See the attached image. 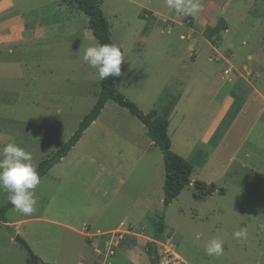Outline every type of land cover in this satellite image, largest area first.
<instances>
[{
  "label": "rangeland",
  "instance_id": "1",
  "mask_svg": "<svg viewBox=\"0 0 264 264\" xmlns=\"http://www.w3.org/2000/svg\"><path fill=\"white\" fill-rule=\"evenodd\" d=\"M12 1L14 7L0 16V24L4 26L9 19L19 17L27 31L14 41L9 29L3 27L0 31V142L14 138L32 154L38 167L74 135L97 101L100 91L97 70L82 59L84 49L97 41L88 29L87 16L76 5H70L69 0ZM202 3L218 24L217 32L205 30V38L174 24L173 20L188 22L190 16L177 14L167 7L166 0L103 1L101 7L110 27L111 41L124 57L117 91L144 114L154 109L165 90L176 96L184 89L188 91L187 97L201 100L210 109L228 93L245 96L249 87L244 81L232 86L231 80L239 71L247 77L256 74L251 83L264 93V0H202ZM144 11L157 13L159 23L149 26L141 17ZM160 21L168 22L169 30ZM226 27L229 32H225ZM181 35L185 38L181 39ZM206 36L216 42L218 53ZM194 39L199 41L196 50L200 53L195 66L185 64ZM142 40L146 42L145 50L140 49L138 56V51L131 49ZM146 65L148 72L143 73ZM245 67L249 70H244ZM169 75L172 77L169 86L162 88ZM187 97L180 111L186 108ZM249 107L255 110L242 114L236 125L238 131L232 133L231 140L207 165L204 163L212 155L210 146H202L195 140L194 146L185 145L191 143V138L181 130H188L189 124L180 122L177 135L171 129V150L193 166V173L192 184L166 207L161 150L149 147L146 127L137 118L109 101L77 147L41 179L35 190L36 211L23 215L14 207L8 210V224L0 222V264L31 261L27 250L16 242V236L26 241L39 260L37 264H63L68 252H73L72 256L82 255L84 243L79 241L82 239L76 236L73 241V235L62 227L32 219L43 216L81 227L79 223L87 216L82 203L83 186L89 185L93 176V189L110 190L117 181L108 173L129 171L134 172L133 177L143 172L150 174L139 181L152 183L158 211L143 220L146 230L141 233L160 239L159 248L172 246L186 264H264V110L254 103ZM206 118L199 117V128ZM131 141L138 147L132 148ZM234 152L238 154L236 160L250 154L252 161L247 169H240L237 180L226 175L225 163L221 162ZM86 157L93 158V164H86ZM83 159L84 167L80 161ZM238 166L236 163L231 169ZM74 172L79 174L70 175ZM197 181L227 188L226 194H220L217 188L212 196L196 199L193 184ZM7 195L0 191V208L7 205ZM158 199L162 200L161 205ZM112 211L114 215L107 211L99 218L102 225L118 218L120 213ZM158 215L164 217L162 234L156 231ZM93 216L97 217V212ZM20 220L25 222L14 224ZM241 228L247 230V238L234 239L233 232ZM213 238L223 241L222 255L206 254L205 245ZM75 242L76 246H69ZM73 260L68 262L72 264Z\"/></svg>",
  "mask_w": 264,
  "mask_h": 264
},
{
  "label": "crops",
  "instance_id": "2",
  "mask_svg": "<svg viewBox=\"0 0 264 264\" xmlns=\"http://www.w3.org/2000/svg\"><path fill=\"white\" fill-rule=\"evenodd\" d=\"M70 5H74V4L70 3ZM13 7H14V3L12 0H0V16L3 13L9 11V9H12ZM149 13L151 14V17L154 18L153 24L156 25L157 23H159L158 20L160 19L157 16V13L152 11H149ZM207 13L208 12L205 11V7H203V10L196 17L190 16L187 19L188 22L187 21L185 22V20L182 22H177L173 20L172 22H174V24L177 23L178 25L184 28L187 27L186 29L191 31L193 34H199L201 37L205 38V35H203V33L205 32L206 29L211 28L215 32L218 31L217 30L218 24L213 19L214 17L212 15H208ZM161 23H164L165 29L169 30L170 25L167 24L168 22H161ZM3 27L5 29H9L10 31L9 36L11 38V41H14L16 39H21L23 33L27 31V26L25 25V22L21 21L19 17L9 19L4 26L0 24V31ZM225 32H229L228 27L225 28ZM180 38L184 39L185 37L184 35H181ZM189 40H191V38ZM206 41H208L209 45L214 50V52L218 53L216 47H214V45L211 44L207 38ZM0 42H2L1 36H0ZM198 42H199L198 39H194L193 41H191V46L188 49L189 51L188 60H190V62L186 59L185 64H187L188 62L193 66L196 65V62L200 57V53L197 52L196 50V47L198 46ZM145 45L146 42L142 40V42L137 43L135 46H132L131 51L133 50L138 51L137 55L139 56L140 49L141 51L142 50L144 51ZM248 58L250 59L251 56H249ZM143 68L144 70H141L143 71V73H145L146 71L148 72L149 67L147 68V65ZM244 70L248 71L249 69L245 67ZM252 72L253 71H250V73ZM171 78L172 77L170 75L166 77V79L163 81L162 88L165 87L167 88L169 86ZM255 80H256V74L252 76L248 75L247 77L241 71L237 72L236 77L231 80L233 84L232 86L236 87V84L240 85L244 81V83L249 87V89L246 88L247 86L246 87L244 86L246 89L243 87L246 93L245 96H239L228 93L221 99V101L217 103L214 109H210L209 107H207L206 104L205 103L203 104L201 100L190 99L189 97H187L188 91L184 89H180L181 93H179L176 96L172 92L170 93L169 91L165 90L162 97L158 100L156 105H154L155 107L151 111L156 110L159 115H162L163 109H165L170 102H173V108L168 115V121H169L168 136L171 141V147L173 145V141H172L173 137L170 134L171 129L173 133L177 135L182 124V123L180 124V122H187L189 124L188 130H181V131H186L190 135L191 139L189 140H191V143L186 142L185 145L194 146L193 140H195L200 142L202 146H210L212 148L210 149L211 151H209L210 154L212 155H210V157L208 155L204 163L205 165H207V163L210 162L211 157L213 158V156L216 155L217 153L220 154L225 143L228 140H231L230 136L233 135L232 133L235 130L238 131L236 125L238 124V122H240L242 118V114L245 113L246 111L248 112L250 110H255L254 107H249L251 104L253 103L256 104V107L261 105L264 110V93L259 91L257 87L251 83V81L253 82ZM193 83L194 82H190L188 84L193 85ZM186 97H187L186 108L183 111L182 110L180 111L179 108L183 107L184 100L186 99ZM235 103L239 104L238 112L236 113L230 124H228V126L218 135L215 142H213L215 135L217 134L218 130L225 122L227 115L229 114ZM100 115L98 116V118L100 117ZM200 116L202 117L207 116V118L205 119V121L202 120V126L199 128L200 126L199 122H201L199 120ZM93 123L83 132L81 138L71 149V151L77 147V145L80 143L82 138L90 130ZM146 135L150 140L149 147H153V146L158 147L148 136L147 129H146ZM131 143H133L134 145L132 146V148L138 147V144H136L135 142L131 141ZM71 151H69V153L63 159H65L71 153ZM143 156L144 153L140 157V159ZM236 156H238V154L234 152L227 157L228 160L226 159L225 161H221L225 163L224 169L226 170L225 171L226 175H228V177H231L233 180L238 179L237 175L238 172L241 171L240 169L243 168L247 169V165H251L252 162L250 161L251 158L250 154L243 155V159L241 160H236L237 159ZM63 159L61 161H63ZM84 159L87 160L86 164H93V158L86 157ZM84 159L80 160L81 163H83V167L85 164ZM236 163L239 165L238 168L233 167L231 169V167ZM89 168L92 167L89 165ZM76 174L79 173L78 172L70 173V175H76ZM108 175L110 177H113L115 181H117L116 186L114 188H111L110 190L107 189L108 187H95L93 189V176L91 177L92 182L87 186H83L82 191L83 194L85 195H82V203L83 206L85 205L84 211L87 216L83 219L81 223H79L82 225L81 227L77 226V224H75L74 222H71V224L73 225L71 224L69 225L67 223L51 221L49 219L44 218L43 216L36 217L32 220H35L37 222H49L56 224L59 227H62L63 229L68 231L70 235H73L72 236L74 237L72 239L73 241L76 236H77L76 239H82L79 240L84 243L80 249V252H82L83 249L82 255L80 253L78 255L72 256L73 252L71 253L68 252L64 256V259L66 261H64L63 264H70V262H68V259L71 258L75 259L71 262L72 264H103L106 260L104 256L106 250L105 241L109 238L111 233L117 230L123 231L124 233L122 234V239L119 242L118 248L116 250V254L111 259L110 261L111 263L109 264H153L154 259H155L154 264H157V254H155L154 251L155 250L157 251L159 249V246L161 244L159 242L160 239L153 236L149 237L141 233L142 230L143 231L146 230V225L143 223V220L152 216L154 213L156 214L158 211L157 210L158 206L155 203L154 196L152 195L151 192L152 183L151 182L142 183L139 181L143 176L145 177L150 174L148 172H143V173H139L137 177H133L134 172L129 171L125 174L109 172ZM98 178H99L98 176H95V179ZM207 184H209V182ZM237 186L238 189L241 188L240 184L238 183ZM217 188L218 190L220 189L224 190V193L222 195L226 194L227 188H221V187L220 188L217 187ZM161 201H162L161 199L160 200L158 199L157 203L161 205ZM112 210H117V212L120 213L117 214L118 218L110 224L105 223L102 225L99 218L101 219V217L105 215L107 211H110V216L114 215ZM95 212H97L98 214L97 217L93 216V213ZM117 216H114V218ZM24 222H25L24 220H20L15 222L14 224H22ZM5 224H8V221ZM127 225L129 226L127 228L128 230H130L129 228H131L130 232H127V229L125 228ZM77 227H79V229ZM133 229L134 230L137 229V232H134ZM73 244L75 246L77 245V243L75 242V243H70L69 246L71 247V245Z\"/></svg>",
  "mask_w": 264,
  "mask_h": 264
},
{
  "label": "trees",
  "instance_id": "3",
  "mask_svg": "<svg viewBox=\"0 0 264 264\" xmlns=\"http://www.w3.org/2000/svg\"><path fill=\"white\" fill-rule=\"evenodd\" d=\"M71 4H74L80 9L88 19V29L91 31L93 37L100 44H113L110 37V27L102 11V4L104 0H69ZM149 26L153 25L154 18L148 11H144L141 15ZM211 44L216 46V42L209 36H206ZM121 50V49H120ZM117 77H108L106 80H100V91L96 103L90 110V112L83 118L79 128L74 135L63 145H60L57 151L49 158L43 160L37 167V171L41 177H45L48 172L58 164L75 144L81 138L83 132L97 120L101 111L105 107L108 101H112L122 108H125L133 117L137 118L147 129V134L151 140L158 146L163 154L164 163V205L169 206L173 200L178 198L181 192L191 185V176L193 173V166L187 162L183 157L174 153L171 150V141L168 136V115L173 108V102H170L165 109H163L162 115H159L156 110L151 111L148 114H144L133 102L127 99L124 95L117 91L116 87ZM239 110V104L235 103L231 111L227 115L225 122L215 135L213 142L217 139L218 135L230 124L234 116ZM196 199H203L211 196L217 188L215 185H207L202 182H195L193 184ZM220 194L224 193L223 189L218 190ZM13 205L7 203V205L0 208V222L7 223L6 213L11 209ZM156 231L162 234L165 229L164 217L160 215L156 221ZM38 258H34L33 263L30 259L28 264H37ZM155 259L153 260V264Z\"/></svg>",
  "mask_w": 264,
  "mask_h": 264
},
{
  "label": "clouds",
  "instance_id": "4",
  "mask_svg": "<svg viewBox=\"0 0 264 264\" xmlns=\"http://www.w3.org/2000/svg\"><path fill=\"white\" fill-rule=\"evenodd\" d=\"M166 5L177 14L196 17L203 10L202 0H166ZM83 61L97 70L100 80L121 76V64L124 57L115 44L87 46L83 52ZM41 183L37 166L33 163L30 152L19 146L14 138L0 142V191L6 192L7 199L14 209L23 215H31L36 211V188ZM247 230L241 228L233 232V238H247ZM208 256L223 254V241L213 238L205 245Z\"/></svg>",
  "mask_w": 264,
  "mask_h": 264
},
{
  "label": "built area",
  "instance_id": "5",
  "mask_svg": "<svg viewBox=\"0 0 264 264\" xmlns=\"http://www.w3.org/2000/svg\"><path fill=\"white\" fill-rule=\"evenodd\" d=\"M228 74V71H225ZM131 230V228H129ZM127 229V232H130ZM124 232L117 230L111 233L109 238L105 241V262L103 264L111 263V259L115 256L116 250L118 248L119 242L122 239V234ZM157 264H186L180 256L174 252L172 246H165L157 250Z\"/></svg>",
  "mask_w": 264,
  "mask_h": 264
},
{
  "label": "water",
  "instance_id": "6",
  "mask_svg": "<svg viewBox=\"0 0 264 264\" xmlns=\"http://www.w3.org/2000/svg\"><path fill=\"white\" fill-rule=\"evenodd\" d=\"M15 240H16V242H18L20 245H22L27 250V252L29 253L30 258H31V263H33L35 256L31 252V250H30L29 246L27 245L26 241L23 238H21L20 236H16ZM154 252H155V254H157L156 250Z\"/></svg>",
  "mask_w": 264,
  "mask_h": 264
}]
</instances>
